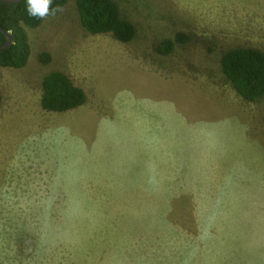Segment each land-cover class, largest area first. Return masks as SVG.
Returning a JSON list of instances; mask_svg holds the SVG:
<instances>
[{"label":"rangeland","instance_id":"rangeland-1","mask_svg":"<svg viewBox=\"0 0 264 264\" xmlns=\"http://www.w3.org/2000/svg\"><path fill=\"white\" fill-rule=\"evenodd\" d=\"M113 1L129 43L68 0L0 70V264H264V98L221 72L228 51L264 52V0ZM52 71L86 103L43 110Z\"/></svg>","mask_w":264,"mask_h":264},{"label":"trees","instance_id":"trees-1","mask_svg":"<svg viewBox=\"0 0 264 264\" xmlns=\"http://www.w3.org/2000/svg\"><path fill=\"white\" fill-rule=\"evenodd\" d=\"M67 1L52 0V7L59 5L63 8ZM75 3L79 24L86 32L93 35H110L122 44L133 40L135 29L121 17L113 0H75ZM42 20L28 15L26 0L14 4L0 2V27L13 36L12 44L0 51V70L19 69L26 65L30 54L26 29L37 28ZM187 40L186 34H178L173 41L160 43L157 52L167 55L176 44L185 43ZM6 42V36L0 31V47ZM38 59L47 64L50 57L47 53H42ZM221 72L246 101L253 102L264 98V52L251 48L228 51L221 58ZM41 87L40 106L47 112L64 113L75 110L87 100L84 90L74 85L72 80L60 71L45 75Z\"/></svg>","mask_w":264,"mask_h":264},{"label":"clouds","instance_id":"clouds-1","mask_svg":"<svg viewBox=\"0 0 264 264\" xmlns=\"http://www.w3.org/2000/svg\"><path fill=\"white\" fill-rule=\"evenodd\" d=\"M26 11L30 17L42 20L56 15L62 8L59 5L53 8L52 0H26Z\"/></svg>","mask_w":264,"mask_h":264},{"label":"water","instance_id":"water-1","mask_svg":"<svg viewBox=\"0 0 264 264\" xmlns=\"http://www.w3.org/2000/svg\"><path fill=\"white\" fill-rule=\"evenodd\" d=\"M21 0H0L1 3H5V4H14V3H18L20 2ZM0 31L6 36L7 38V42L0 47V51L8 48L12 42H13V36L11 33L9 32H6L3 28L0 27Z\"/></svg>","mask_w":264,"mask_h":264}]
</instances>
